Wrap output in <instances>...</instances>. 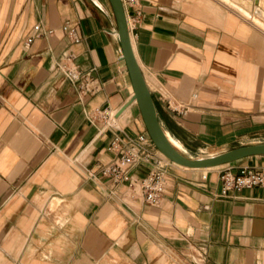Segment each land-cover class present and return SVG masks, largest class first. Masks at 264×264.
Returning a JSON list of instances; mask_svg holds the SVG:
<instances>
[{"label": "crops", "instance_id": "1", "mask_svg": "<svg viewBox=\"0 0 264 264\" xmlns=\"http://www.w3.org/2000/svg\"><path fill=\"white\" fill-rule=\"evenodd\" d=\"M139 1L130 41L176 149L264 143V0ZM69 55L85 94L58 69ZM131 87L109 0H0V264H264V187L219 196L221 169H264V155L170 164L154 206L99 173L115 159L101 112L120 134L146 131L135 102L121 111Z\"/></svg>", "mask_w": 264, "mask_h": 264}, {"label": "built area", "instance_id": "2", "mask_svg": "<svg viewBox=\"0 0 264 264\" xmlns=\"http://www.w3.org/2000/svg\"><path fill=\"white\" fill-rule=\"evenodd\" d=\"M124 9L127 27L129 32L138 24L141 18L139 0H120ZM243 1V0H241ZM62 31L73 43H79L82 37L77 30V24L66 21L61 26ZM47 30L44 33H52ZM32 41L29 37L25 41L28 46ZM72 55L66 57L63 63L58 64V69L65 78L75 84L80 94H85L89 88V74L81 73L72 65ZM167 107L175 110L169 103ZM110 115L103 111L100 118L104 125L113 130L111 141L107 150L114 153L115 159L108 163H98L99 173L112 180L115 185L124 184L126 189L136 193L148 205H157L165 190V176L168 173V166L175 164L163 156L154 145L152 139L146 131L135 136L126 133H119V128L114 123H109ZM141 163L150 164V169L146 175L135 179L132 170ZM234 169L236 171H234ZM203 177H205L203 175ZM219 179L221 181V197H232L234 192H239L245 188L264 187V169H257L248 165L238 167L228 166L220 170Z\"/></svg>", "mask_w": 264, "mask_h": 264}, {"label": "water", "instance_id": "3", "mask_svg": "<svg viewBox=\"0 0 264 264\" xmlns=\"http://www.w3.org/2000/svg\"><path fill=\"white\" fill-rule=\"evenodd\" d=\"M109 2L116 19L123 59L126 63L133 89L132 97L121 111L132 101L136 100L146 132L163 156L175 164L203 169L229 164L251 156L264 155V143L244 145L216 155L196 159L188 158L176 150L169 143L164 133L153 98L134 56L122 3L120 0H109Z\"/></svg>", "mask_w": 264, "mask_h": 264}, {"label": "bare ground", "instance_id": "4", "mask_svg": "<svg viewBox=\"0 0 264 264\" xmlns=\"http://www.w3.org/2000/svg\"><path fill=\"white\" fill-rule=\"evenodd\" d=\"M236 5V4H235ZM131 89H132V87H131ZM132 91H133V89H132ZM133 102H135L136 103V100H134ZM137 104V103H136ZM164 133H165V135H166V137H167V139H168V141H169V143L176 149L177 147V143H176V141H175V139L169 134V133H167V132H165L164 131ZM177 150V149H176ZM177 164V163H176ZM177 165H180V164H177ZM180 166H183V165H180ZM183 167H187V166H183ZM215 167H218V166H215ZM187 168H190V167H187ZM207 168H214V167H207ZM192 169H198V168H192Z\"/></svg>", "mask_w": 264, "mask_h": 264}]
</instances>
